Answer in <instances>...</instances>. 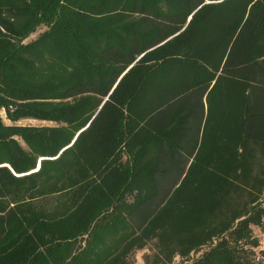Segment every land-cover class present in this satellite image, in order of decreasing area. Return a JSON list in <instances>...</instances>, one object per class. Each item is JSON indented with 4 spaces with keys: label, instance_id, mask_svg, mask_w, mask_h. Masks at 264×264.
<instances>
[{
    "label": "trees",
    "instance_id": "obj_1",
    "mask_svg": "<svg viewBox=\"0 0 264 264\" xmlns=\"http://www.w3.org/2000/svg\"><path fill=\"white\" fill-rule=\"evenodd\" d=\"M263 225L264 0H0V264H264Z\"/></svg>",
    "mask_w": 264,
    "mask_h": 264
},
{
    "label": "rangeland",
    "instance_id": "obj_2",
    "mask_svg": "<svg viewBox=\"0 0 264 264\" xmlns=\"http://www.w3.org/2000/svg\"><path fill=\"white\" fill-rule=\"evenodd\" d=\"M8 122V121H7ZM21 124H34V125H41V124H48L47 122L34 120V119H23L19 121ZM153 246L148 245L147 247L135 251L133 255L134 264H145V256L151 254L153 251Z\"/></svg>",
    "mask_w": 264,
    "mask_h": 264
},
{
    "label": "crops",
    "instance_id": "obj_3",
    "mask_svg": "<svg viewBox=\"0 0 264 264\" xmlns=\"http://www.w3.org/2000/svg\"><path fill=\"white\" fill-rule=\"evenodd\" d=\"M254 232L255 234L259 237V240H260V247L263 246L264 244V225H263V228L260 229V228H255L254 229Z\"/></svg>",
    "mask_w": 264,
    "mask_h": 264
},
{
    "label": "built area",
    "instance_id": "obj_4",
    "mask_svg": "<svg viewBox=\"0 0 264 264\" xmlns=\"http://www.w3.org/2000/svg\"><path fill=\"white\" fill-rule=\"evenodd\" d=\"M263 248H264V244H263V246H262Z\"/></svg>",
    "mask_w": 264,
    "mask_h": 264
}]
</instances>
